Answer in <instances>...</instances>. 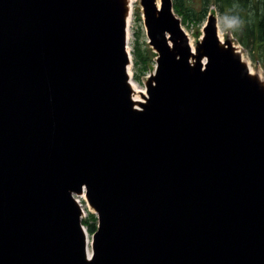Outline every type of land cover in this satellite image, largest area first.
Returning a JSON list of instances; mask_svg holds the SVG:
<instances>
[{
    "label": "water",
    "instance_id": "1",
    "mask_svg": "<svg viewBox=\"0 0 264 264\" xmlns=\"http://www.w3.org/2000/svg\"><path fill=\"white\" fill-rule=\"evenodd\" d=\"M93 1L0 0V264H264V88L213 19L195 59L171 0H141L157 56L135 108L125 0Z\"/></svg>",
    "mask_w": 264,
    "mask_h": 264
},
{
    "label": "rangeland",
    "instance_id": "2",
    "mask_svg": "<svg viewBox=\"0 0 264 264\" xmlns=\"http://www.w3.org/2000/svg\"><path fill=\"white\" fill-rule=\"evenodd\" d=\"M132 4L133 9L129 21V32L133 36L131 38V42H129V48L131 47L132 50L135 51L136 46L134 44L135 42H138L141 50L143 51V54L146 56V58H149V61L146 63V67L147 69L150 68V71H152L155 64L154 60L156 57V53H154L152 48L149 46L147 36L145 34V29L141 19L140 0H134ZM183 5L191 9L192 15H186L185 9L176 11L175 0H172L173 15L178 19L179 24L181 23L183 30L191 37L193 43L195 42V44L197 45L202 35V29H204L205 27V20L208 21L211 18L214 20L215 24H217V29H219L223 34V40L225 44H232L233 46L239 45L241 48V56L244 57V60L247 61V63L250 64L258 74L264 75V45L254 42L247 31V25H243L241 23V26L236 29H225L223 26L222 20L224 16H236V14L230 12L227 8H222L219 0H183ZM247 10L252 11V9L249 7L247 8ZM256 13L257 10H255V12L252 11L250 18H252V16ZM253 20L255 19L253 18ZM108 28L111 27L109 26ZM178 67L179 69H177L176 73L183 71V66L178 65ZM147 69L141 71L140 66L136 65L135 77H143ZM143 80L144 78L140 81H133L137 86L140 87L139 84H141ZM196 82L197 81H195V84ZM95 218L96 214L88 213L87 216L83 218V225L88 228L89 225L93 224L92 222H94L93 220Z\"/></svg>",
    "mask_w": 264,
    "mask_h": 264
},
{
    "label": "bare ground",
    "instance_id": "3",
    "mask_svg": "<svg viewBox=\"0 0 264 264\" xmlns=\"http://www.w3.org/2000/svg\"><path fill=\"white\" fill-rule=\"evenodd\" d=\"M134 0H125V4H126V14H125V20H126V25L123 27V29L124 30H128V32H129V21H130V18H131V15H132V9H133V4H132V2H133ZM89 2V1H88ZM87 2V3H88ZM96 5H98V6H102L103 5V3H101V1L100 0H97V2L96 1H93ZM91 3H92V1H91ZM90 3V4H91ZM155 4H156V7H157V9L159 8V6H160V0H155ZM89 9H91V8H89ZM104 11L106 12V14H107V16H108V19H109V15L111 14V12H112V4L111 3H109L106 7H105V9H104ZM162 17L161 16H158V17H156V19H155V25H154V29H155V31H156V35H159V33L161 32L160 30H161V28L163 27V26H167V24L165 23V22H163V24H162ZM114 21V20H113ZM118 22H119V19H118V21H117V23H116V26H113L112 28H105V29H107L106 31H105V33H104V36L106 37V41L107 42H110V43H112L114 46H116V45H118V43L120 42H122V39H119V36H120V32H119V29L117 28V26H119L118 25ZM89 25L91 26V25H94V23L93 22H89ZM116 33L117 34V36L118 37H116V38H114L113 37V33ZM216 35H217V38H218V40H219V44L222 46V47H224V42H223V34L220 32V30L219 29H217V32H216ZM186 39H188V42H189V45L191 46V49H192V52H193V55H195V59H196V57L198 56V51H197V47H196V45H195V43H193V41L191 40V37L186 33ZM155 49V48H154ZM233 53H235V54H238L239 56H241V48H240V46L239 45H234L233 46ZM178 55L180 54L179 52L177 53ZM205 55H201L200 56V61L201 62H204V60H205ZM241 61L246 65V67L248 68V71H249V75L252 77V78H254V79H256L260 84H261V86L264 88V75H262V74H258L257 72H256V70L250 65V64H248L247 63V61H245L244 60V57L243 56H241ZM210 62L212 63V57L210 56ZM190 63L191 64H194V59L193 58H190ZM168 72L171 74L172 73V69H168ZM179 76V78L180 79H182V80H184V78H187L186 76H185V74L183 75V74H179L178 75ZM204 78L206 79L205 80V82H203V84L204 85H208V86H212L213 88H215L216 90H217V93H218V90H220L221 88H223L224 87V85L227 83V81L226 80H221V81H211L213 78H218V76L217 75H213V74H211V73H207L205 76H204ZM203 78V79H204ZM227 80H228V82H232V80H234L235 81V79H233V78H231V77H227L226 78ZM210 80V81H209ZM131 90H132V93H131V96H132V99H133V101H134V106L135 107H140V103H142V102H146V97H144V96H142V94L145 92V90H143V89H141V87H139V86H137L136 84H135V82L134 81H132L131 82ZM215 97H221L219 94H217ZM38 103V102H37ZM38 107V104H35L34 106H33V109H36ZM9 116V115H8ZM11 116V115H10ZM82 195H84V192L82 193ZM76 201L78 202V204L80 205V206H82V204H81V201L79 200V199H77L76 198ZM221 201V200H220ZM85 207L87 208V210L88 211H90L91 213H95V209H94V207L90 204V203H88V202H86V204H85ZM220 209V208H219ZM82 212H84L85 213V209H83L82 210ZM214 213V212H213ZM85 233H87L86 231H85ZM238 242V241H237ZM243 244V243H242ZM236 249V248H235ZM159 259V258H158ZM157 259V260H158ZM165 259L166 258H163V259H161L160 260V262L162 263H164V261H165ZM154 260H156V259H153V261ZM152 261V260H151ZM178 261V260H177ZM149 263V262H148ZM155 263H157V262H155ZM162 263V264H163ZM169 263V262H168ZM150 264V263H149ZM174 264V263H173ZM242 264H250L249 263V261H247V260H242Z\"/></svg>",
    "mask_w": 264,
    "mask_h": 264
},
{
    "label": "trees",
    "instance_id": "4",
    "mask_svg": "<svg viewBox=\"0 0 264 264\" xmlns=\"http://www.w3.org/2000/svg\"><path fill=\"white\" fill-rule=\"evenodd\" d=\"M219 2L222 8H227L230 12L236 14L242 24L247 25V31L255 43L264 45V0H219ZM248 7L254 12L257 10V13L252 18H250L252 11H248ZM181 9L186 10V15H192L191 9L183 5V0H175V10L180 11ZM134 45L136 46L134 51L135 65H139L140 70L144 71L147 69L146 63L149 58H146L143 54L138 42H135ZM92 230H95L94 223L91 224Z\"/></svg>",
    "mask_w": 264,
    "mask_h": 264
},
{
    "label": "clouds",
    "instance_id": "5",
    "mask_svg": "<svg viewBox=\"0 0 264 264\" xmlns=\"http://www.w3.org/2000/svg\"><path fill=\"white\" fill-rule=\"evenodd\" d=\"M222 22L225 29L239 28L242 23V21L236 16H224Z\"/></svg>",
    "mask_w": 264,
    "mask_h": 264
}]
</instances>
